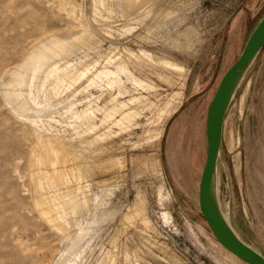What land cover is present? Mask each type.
Returning <instances> with one entry per match:
<instances>
[{
    "label": "rangeland",
    "instance_id": "374dc122",
    "mask_svg": "<svg viewBox=\"0 0 264 264\" xmlns=\"http://www.w3.org/2000/svg\"><path fill=\"white\" fill-rule=\"evenodd\" d=\"M263 13L0 0V264H247L213 237L198 184L207 104ZM215 177L231 229L264 257V44L225 111Z\"/></svg>",
    "mask_w": 264,
    "mask_h": 264
},
{
    "label": "water",
    "instance_id": "95a60500",
    "mask_svg": "<svg viewBox=\"0 0 264 264\" xmlns=\"http://www.w3.org/2000/svg\"><path fill=\"white\" fill-rule=\"evenodd\" d=\"M264 44V13L249 32L237 58L225 69L207 104L205 156L198 184V206L215 240L247 264H264V257L241 241L223 219L213 189L216 159L221 141L222 118L241 76Z\"/></svg>",
    "mask_w": 264,
    "mask_h": 264
},
{
    "label": "bare ground",
    "instance_id": "6f19581e",
    "mask_svg": "<svg viewBox=\"0 0 264 264\" xmlns=\"http://www.w3.org/2000/svg\"><path fill=\"white\" fill-rule=\"evenodd\" d=\"M38 61V60H37ZM40 62V61H39ZM35 63V62H34ZM38 64V63H37ZM31 66H32V64H31ZM36 67V66H35ZM33 68V67H32ZM34 70V69H33ZM36 71H37V69H35ZM34 74H36V73H34ZM8 76V75H7ZM21 77H22V75H21V72L20 71H14L13 73H11V74H9V78L7 79L8 80V84L10 85V84H16V83H19L20 82V79H21ZM22 82V81H21ZM13 85V86H14ZM10 87V86H9ZM14 88V87H13ZM7 89V88H6ZM12 94V92L9 90V91H7L6 90V95L9 97L10 95ZM12 96V95H11ZM230 102V101H229ZM229 104V103H228ZM228 106V105H227ZM226 109H227V107H226ZM226 111V110H225ZM224 114H225V112H224ZM223 120H224V115H223V118H222V125H221V130H222V126H223ZM43 141V140H42ZM47 141V140H46ZM50 142V141H49ZM41 143H43V142H41ZM47 143V142H46ZM52 143V142H51ZM50 143V144H51ZM61 144V143H60ZM56 145V144H55ZM43 147H44V145H43ZM45 148V147H44ZM46 148L48 149V147L46 146ZM45 148V149H46ZM51 148H53V147H51ZM57 148L61 151V153H64L63 152V149L59 146V145H57ZM57 148H55V150L57 149ZM53 150V149H52ZM51 150V151H52ZM45 151H47V150H45ZM58 151V150H57ZM53 152V151H52ZM45 153V152H44ZM47 154L45 155L46 157H44L45 159L47 158L48 159V161H53V157H51L52 155H50L49 154V152H46ZM54 154H56V153H54ZM55 156V155H54ZM56 159V158H55ZM66 159V158H65ZM67 160V159H66ZM47 161V162H48ZM61 162H62V159L60 160ZM46 162V161H45ZM58 162V161H57ZM50 164H51V162H50ZM59 165H60V163H58ZM62 164V163H61ZM86 164V163H85ZM48 165H49V163H48ZM58 165V166H59ZM82 165H83V163H82ZM58 166H57V164H56V166L54 165V168H53V170L52 171H54L55 172V174L58 172V169L60 168H58ZM50 167V166H49ZM50 170V169H49ZM79 170H80V168H79ZM87 170V169H86ZM52 171H50V172H52ZM61 172V171H60ZM79 172H81V171H79ZM78 174V173H77ZM51 175V174H50ZM58 175V174H57ZM57 175H56V177H57ZM61 175H62V173H61ZM60 175V176H61ZM73 175H75V174H73ZM79 175V174H78ZM82 175V174H81ZM52 176V175H51ZM55 176V175H54ZM60 176H59V178H60ZM80 178V177H79ZM56 179V178H55ZM58 179V178H57ZM62 178H60V180H61ZM59 180V179H58ZM216 185H217V182H216V177H215V173H214V177H213V189H214V192H215V194H216V192H217V189H216ZM57 197V196H56ZM48 204V203H47ZM66 205V204H65ZM44 206H46V204L44 205ZM43 206V207H44ZM48 206V205H47ZM51 206V205H50ZM68 206V205H67ZM52 207V206H51ZM50 207V208H51ZM63 210V209H62ZM220 210V209H219ZM46 211V210H45ZM50 211V210H49ZM44 212V211H43ZM45 213H47V212H45ZM52 213H54L55 214V212H52ZM220 213H221V215H222V217H223V219L225 220V222L229 225V222H228V219H227V217L222 213V210H220ZM49 214V213H48ZM57 215V214H56ZM50 216H51V214H50ZM54 217H55V215H54ZM61 220V219H60ZM59 220V221H60ZM56 221V220H55ZM57 222V221H56ZM62 223V222H61ZM60 226H62V225H60ZM230 226V225H229ZM231 227V226H230ZM64 228H66V227H64ZM66 230V229H65ZM62 231V230H61ZM234 232V231H233ZM235 233V232H234ZM238 237V236H237ZM239 238V237H238ZM240 239V238H239ZM241 240V239H240ZM242 241V240H241ZM245 243V242H244ZM246 244V243H245ZM248 245V244H247ZM249 246V245H248Z\"/></svg>",
    "mask_w": 264,
    "mask_h": 264
},
{
    "label": "crops",
    "instance_id": "0c3cea01",
    "mask_svg": "<svg viewBox=\"0 0 264 264\" xmlns=\"http://www.w3.org/2000/svg\"><path fill=\"white\" fill-rule=\"evenodd\" d=\"M211 98V97H210ZM210 100V99H209ZM207 109V108H206ZM206 112V111H205ZM205 120V119H204Z\"/></svg>",
    "mask_w": 264,
    "mask_h": 264
}]
</instances>
